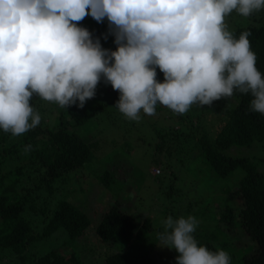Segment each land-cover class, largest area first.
<instances>
[{
	"label": "clouds",
	"instance_id": "9594fccd",
	"mask_svg": "<svg viewBox=\"0 0 264 264\" xmlns=\"http://www.w3.org/2000/svg\"><path fill=\"white\" fill-rule=\"evenodd\" d=\"M234 10L251 17L264 0H0V130L20 136L40 125L34 97L83 108L101 80L119 91L115 107L130 121L158 104L179 115L237 92L264 115V74L251 31L237 37L226 22ZM88 15L107 19L115 50L74 23ZM163 224L158 245L179 254L176 264H232L225 249L198 242L195 215Z\"/></svg>",
	"mask_w": 264,
	"mask_h": 264
},
{
	"label": "trees",
	"instance_id": "16d2710c",
	"mask_svg": "<svg viewBox=\"0 0 264 264\" xmlns=\"http://www.w3.org/2000/svg\"><path fill=\"white\" fill-rule=\"evenodd\" d=\"M231 15L238 16V13L234 10ZM245 18L247 24L238 25L234 32L238 37L244 30L251 31L249 39L256 53V66L264 74V11ZM74 23L87 27L94 38H100L104 48H117L106 18L98 22L88 15ZM105 34L107 39H104ZM235 95L240 100L225 112L226 117L214 138L204 135L195 139L193 130L170 127L157 131L156 148L160 156L171 158L179 144L190 140L193 147L198 146L208 168L220 178L227 179L236 169L243 171L237 188L225 189L227 194L239 195L242 205L227 204L214 230L204 234L196 231L194 235L200 244L212 250L228 251L232 264H264V115L249 110L253 98L250 93ZM33 103L42 117L40 125L20 136L0 130V264H86L84 250L78 246L87 236L101 247L113 249V245H123L122 249L103 252L101 255L105 256L99 258L104 260L103 264H137L144 253L143 244H155L157 234L153 235L150 218L139 222L121 196L112 198L107 207L101 208L100 214L96 209L97 219L91 217L92 212L81 200L60 196L61 190L69 196L65 187L63 189L67 176L73 172L77 175L94 150L104 149L93 134L97 128L100 130L102 123H94L92 119L108 103L87 100L83 108L77 105L61 108L55 102L38 97L33 98ZM157 108L171 110L161 104ZM177 116L181 123H194L192 117ZM86 124L89 126L86 131L80 132L78 128ZM27 145L31 148L26 151ZM232 146L263 148L262 154L237 155L227 152ZM106 155L110 158L109 153ZM93 173L105 186L117 188L115 183L118 184L119 179L115 171L98 166ZM205 209V214L211 212L208 206ZM238 225L255 243L242 255H236L231 241L220 237V233L226 234L225 226L236 229ZM60 231L65 235L63 245L72 247L71 251L49 247L41 253L31 248ZM133 244L141 250L130 249Z\"/></svg>",
	"mask_w": 264,
	"mask_h": 264
},
{
	"label": "rangeland",
	"instance_id": "374dc122",
	"mask_svg": "<svg viewBox=\"0 0 264 264\" xmlns=\"http://www.w3.org/2000/svg\"><path fill=\"white\" fill-rule=\"evenodd\" d=\"M245 19L240 14L238 16L230 14L226 17V22L230 29L234 30L238 25L247 24ZM157 70V79H164L163 72ZM118 99L119 91L114 90L110 84H105L103 80L97 86L96 96L88 99L90 102L108 103L92 119L94 123L97 121L102 123L100 130L97 128L93 134L96 135L95 139H100L101 148L104 149L94 150L82 171L77 175L73 172L67 176L63 189L65 187L70 197L63 190L60 196L84 202L94 219L98 218L96 209L100 214L101 208L107 207L112 198L121 196L126 207L135 214L139 222L147 217L152 220L154 236L163 230V221L168 215L174 217L195 215L200 220L197 233L204 234L215 229L214 225L218 223L219 215L227 204L238 207L242 205L243 201L239 195L225 192L226 188L233 190L237 188L238 180L243 175L241 169L233 171L227 179L220 178L208 168L198 146L193 147L190 140L179 144L171 158L166 155L160 156L156 148L159 137L157 131L170 127H180L183 131L193 130L195 139L204 135L214 138L220 123L226 117L225 112L239 102L237 95L228 100L224 98L216 100L211 106L200 107L194 104L183 114L188 118L192 117L194 123L190 125L181 123L177 114L171 110H160L157 106L155 115L141 113L139 121H130L115 107ZM88 127L86 124L78 130L84 132ZM239 148L232 146L227 152L237 155L262 154L263 147ZM116 152L121 154L115 155ZM107 153L110 154V158ZM98 166L115 171L119 179V183H115L117 188L105 186L94 175L93 171L97 170ZM262 168L264 169V164ZM205 206L209 207V212L211 211L209 214H205ZM225 233H220V237L231 241L236 255H242L250 245L255 244L239 225L236 229L225 226ZM64 240L65 235L60 231L31 248L41 253L49 247L71 251L72 247L63 245ZM81 242V246L78 247L84 250L86 264L93 262L103 264L104 260H100L105 256L101 255L103 252L123 248L120 244L113 245V249L101 247L90 236L83 237ZM158 244L157 236L154 245L143 244L142 247L145 248L142 250L133 244L130 249L135 252L144 251L137 264H176L175 258L179 254L174 249Z\"/></svg>",
	"mask_w": 264,
	"mask_h": 264
}]
</instances>
